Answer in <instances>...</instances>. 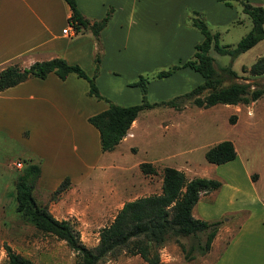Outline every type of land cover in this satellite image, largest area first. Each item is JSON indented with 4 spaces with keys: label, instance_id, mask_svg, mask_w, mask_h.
Here are the masks:
<instances>
[{
    "label": "crops",
    "instance_id": "crops-1",
    "mask_svg": "<svg viewBox=\"0 0 264 264\" xmlns=\"http://www.w3.org/2000/svg\"><path fill=\"white\" fill-rule=\"evenodd\" d=\"M74 1L89 21L110 10L96 37L89 30L76 32L72 28L69 33L61 32L66 24L70 26L71 10L65 0H0V67L9 62L26 66L34 60L60 56L92 74L93 58L98 52L96 86L101 94L122 105L140 101V92L128 91L137 74L191 57L194 44L202 39L188 21L191 11L200 12L211 31L227 30L246 14L234 0L229 4L222 0ZM248 1L261 5L264 11V0ZM173 73H181L182 80L170 87L174 89L160 94L163 100L202 81L201 75L188 66L181 65ZM87 88L86 80L75 73L60 78L48 72L42 78L28 77L0 90V136L15 152L12 157L0 159V189H5L15 176L16 161L23 165L25 159H31L39 164L34 187L40 192L46 194L68 179V186L48 206L78 199L73 193L82 189L83 202L90 196L87 181L93 172L117 166L112 156L109 161L102 159L113 155L123 141L135 137L139 128L137 115L114 148L101 151L98 131L87 117L104 109L107 103L87 94ZM186 105L174 108L175 115L179 116ZM227 105L237 107L239 103ZM248 108L251 110L249 104ZM170 122L178 123L172 119ZM235 151L234 158L212 163L214 177L221 184L216 190L200 194L192 207L196 217L223 220L209 249L195 264H264V193L256 185L258 172L239 160ZM141 161L144 160H136L132 166L139 167ZM145 161L153 165L155 159ZM171 166L186 172L183 165ZM159 191L160 185L156 192ZM103 193V206L114 205L117 195L106 189ZM146 194L149 193L142 195ZM49 211L58 219L68 217L57 216L50 208Z\"/></svg>",
    "mask_w": 264,
    "mask_h": 264
},
{
    "label": "trees",
    "instance_id": "trees-1",
    "mask_svg": "<svg viewBox=\"0 0 264 264\" xmlns=\"http://www.w3.org/2000/svg\"><path fill=\"white\" fill-rule=\"evenodd\" d=\"M70 7L68 22L76 32L89 30L95 37L105 25L110 10L99 19L89 21L76 7L74 0H65ZM229 4L231 0H222ZM241 5L242 12L250 18L249 29L239 37L234 46L218 43V32L211 31L202 14L191 11L188 15L189 23L201 34L202 39L194 44L191 57L180 64H172L168 68L158 70L155 75L165 76L180 65L188 66L197 71L202 81L191 89L174 95L159 102H149L146 99V78L139 75L131 84L140 87V101L135 104H118L98 90L95 83V74L98 68L99 54L94 56V71L87 74L78 64L69 63L60 56L34 60L26 66L16 62H9L0 67V90L14 85L28 77H44L48 72H54L64 78L69 72L84 78L87 82V94L104 100L107 105L104 109L87 117L98 131L101 151H107L125 135L132 120L140 109L153 106L157 103L167 104L180 108L187 102L196 106L207 107L216 103H249L264 94V84L252 85L248 81H229L237 77V73L230 64H216L214 57L209 53L210 46L219 53L227 54L232 59L264 37V11L259 4L248 0H234ZM248 72L252 75L264 73V54L258 56L249 66ZM235 147L230 139H221L209 145L204 151V158L210 163H222L234 158ZM139 167L143 172H154L152 164L141 161ZM37 161L25 159L21 171L15 179V210L24 219L43 232L53 234L64 240L71 248L80 264H99L108 254L123 253L138 254L146 264H161L158 248L168 238L185 237L188 244H181L184 257H193V251L204 254L210 247L222 218L203 219L192 214V207L200 194L216 190L221 181L215 177L195 175L187 177L185 173L172 166H163L161 169L160 191L136 196L122 202L113 218L98 230L95 245H85L79 236L74 222L68 218L58 219L51 214L45 204H39L33 196L32 189L39 176ZM68 179L64 178L52 193H59L65 188ZM6 264H34L29 258L15 252L9 245L4 246Z\"/></svg>",
    "mask_w": 264,
    "mask_h": 264
},
{
    "label": "rangeland",
    "instance_id": "rangeland-1",
    "mask_svg": "<svg viewBox=\"0 0 264 264\" xmlns=\"http://www.w3.org/2000/svg\"><path fill=\"white\" fill-rule=\"evenodd\" d=\"M243 18L241 22L230 25L227 30L221 28L212 30L218 32L219 44L235 45L251 24L246 14ZM209 53L214 57L216 64H230L236 71L237 77L225 80L224 83L236 80L248 81L252 85L264 84V75H252L248 72L250 64L264 54V39L232 59L227 54L217 53L212 46ZM166 56L167 54L164 55ZM170 65L172 64L158 66L156 70L137 74L133 79L136 80L139 75L146 78V99L149 102L163 100L160 94L167 89H174L170 87L181 82V73H173L176 69L165 76L155 75L158 70L168 68ZM128 86L130 88L128 91L140 92L138 84ZM174 95L177 94H171L164 100ZM186 104L179 116L175 115L176 112L173 110L176 107L167 104L157 103L140 109L137 113L139 128L135 137L123 141L113 155L103 157L102 161H109L112 156L117 166L96 169L93 172L87 181L91 193L85 201L80 200L84 189L73 193L78 199L70 198L69 202L58 201L55 205L48 206L49 202L58 199L61 191L59 193L49 191L44 194L33 187L34 198L39 204H45L57 216L67 215L78 229L81 241L91 247L97 242L99 228L111 220L121 201L158 191L162 166L179 164L186 167L185 173L188 177L195 175L214 177L216 172L211 166L212 163L205 160L204 151L219 139H230L237 150L239 160H243L248 168L253 169L252 171L258 172L259 179L256 185L264 193V94L253 102L239 103L237 107L227 103H216L207 107L189 102ZM171 119L178 123H171ZM2 138L0 136V159L12 157L15 152ZM131 145L134 147L130 148ZM140 159L144 161L155 159L152 165L155 171L143 172L140 167L132 166V163ZM23 165H14L15 176L5 189H0V264L7 262L5 245L29 258L34 264H80L74 251L64 240L36 229L15 210V179ZM100 170L103 171L101 174ZM64 185L66 188L68 183ZM105 189L109 190L111 195H117L115 204L109 207L103 206L101 198ZM241 215L238 213V216ZM181 244L186 247L188 240L185 237L176 239L170 237L159 246L157 251L161 264H195L202 254L194 250L193 257L186 259ZM99 264L146 263L138 254L129 255L120 251L115 255H106Z\"/></svg>",
    "mask_w": 264,
    "mask_h": 264
},
{
    "label": "built area",
    "instance_id": "built-area-1",
    "mask_svg": "<svg viewBox=\"0 0 264 264\" xmlns=\"http://www.w3.org/2000/svg\"><path fill=\"white\" fill-rule=\"evenodd\" d=\"M70 26H69V24H66L64 27L61 28V32H63V33H69V30L73 28L71 24H70ZM14 164L16 166H20L21 163H20V161H16Z\"/></svg>",
    "mask_w": 264,
    "mask_h": 264
}]
</instances>
